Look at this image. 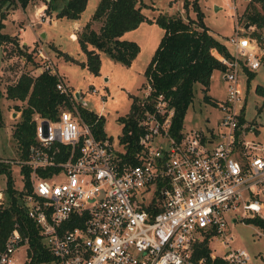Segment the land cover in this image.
<instances>
[{"label":"built area","instance_id":"2783aa9c","mask_svg":"<svg viewBox=\"0 0 264 264\" xmlns=\"http://www.w3.org/2000/svg\"><path fill=\"white\" fill-rule=\"evenodd\" d=\"M237 22L235 16V30L225 40L230 56L211 50L224 66L225 95L216 101V123L205 130L182 127L173 137L168 99L158 94L151 109L144 108L151 91L146 82L138 98L144 109L137 118L138 147L129 156L120 142L118 149L107 137H95L77 107L83 106L81 93L68 89L41 47L32 48L40 71L58 76L55 88L72 109L60 108L53 119L35 113L25 158L0 161L16 164L21 181V166L28 169L30 189L22 181L17 191L52 264H204L192 258V244L204 233L227 240L228 220L264 221V143L251 137L255 126L244 120L247 75L261 66L264 42ZM21 248L18 259L14 253ZM209 255L228 264L255 260L244 248ZM29 260L28 238L14 224L0 264Z\"/></svg>","mask_w":264,"mask_h":264},{"label":"trees","instance_id":"16d2710c","mask_svg":"<svg viewBox=\"0 0 264 264\" xmlns=\"http://www.w3.org/2000/svg\"><path fill=\"white\" fill-rule=\"evenodd\" d=\"M30 0H0L1 7L18 6L24 8ZM52 0L45 4V12H51ZM87 0H66L54 16L75 21L80 18L81 12L86 6ZM141 0H99L88 20L76 32V41L79 49L84 53V61H78L65 52L56 50L66 61L79 64L85 67L94 75L100 71L99 52L106 54L112 61L128 67L139 52L135 41L123 39L125 31L135 29L143 21L155 23L163 33L153 49L148 62L144 66L143 77L151 86L148 101H145L144 108L151 109V99L162 94L168 99V104L173 107V115L170 119L169 131L173 137L178 138L183 125V117L193 97V84L201 85V98L205 103L216 106L207 93L209 81L214 70H223L224 66L211 53L216 52L230 56V50L222 39H218L211 33L203 21L204 13L201 11L197 0L182 1L184 10L190 8L194 13L193 17L187 14L183 18L180 14L159 13L152 20L141 12L146 7ZM149 7V6H148ZM151 7V6H150ZM152 8V7H151ZM244 23L249 29H253L252 35L264 42V0H249L242 9ZM4 15L0 13V18ZM100 23L97 30L92 28L95 22ZM2 24L0 23V26ZM7 41L18 46V40L12 35L0 33V42ZM20 46V45H19ZM24 46V45H22ZM23 60L33 64L32 50L24 51ZM264 64V55L261 59ZM31 70L21 72L15 81L7 84L4 88V97L11 101H23L24 105L18 107L14 104L16 112L20 111L12 131V137L18 146V157L25 158L29 145L33 142L34 122L32 116L38 113L44 118L53 119L60 108L72 109L67 97L55 88L58 80L56 74H49L40 71L34 76ZM254 73H248L246 84L252 79ZM60 76V75H59ZM255 90L259 95L264 96V86L256 85ZM2 90H0V96ZM130 107L127 114L118 116L117 121L122 124L118 142L124 145L125 155L129 156L137 149V137L141 132L137 123L138 114L142 113L143 107L138 105V98L130 95ZM83 120L92 127L96 138L104 139V118L92 110L77 105ZM1 122V109H0ZM133 162L132 159H130ZM5 173L4 198L5 202L0 206V250L6 240V236L17 224L19 232L28 238L30 260L28 264H40L51 262L53 257L42 246L41 238L38 236V229L31 218H28L20 198L21 191L15 188V181L11 176L10 165L0 161V174ZM23 186L29 191L30 185L28 169L21 166ZM264 232V221L259 217L244 219ZM211 233H204L200 241L192 244V258L204 259V264H228L220 258L210 259L211 249L208 241Z\"/></svg>","mask_w":264,"mask_h":264},{"label":"rangeland","instance_id":"374dc122","mask_svg":"<svg viewBox=\"0 0 264 264\" xmlns=\"http://www.w3.org/2000/svg\"><path fill=\"white\" fill-rule=\"evenodd\" d=\"M48 0H30L24 7L18 6L1 7L0 13L4 18L0 26V33L12 35L17 38L18 46L7 41L0 42V158L7 160L18 159V146L12 137V131L19 119L20 111L16 112L11 100L4 97L5 86L15 81L17 76L24 71H32L34 76L40 72V59L34 55L33 47H41L47 53L55 70L63 79L68 89L78 90L81 93L83 106L89 111L102 115L104 118V131L106 137L110 139L114 148L119 149L117 142L121 133L122 124L117 121L118 116L127 114L131 96L135 95L141 99L145 93L146 80L143 77L144 66L153 53L163 31L155 23L144 21L137 28L125 31L123 39H129L138 45V54L132 60L128 67H124L117 62L112 61L106 54L99 52L101 60L100 71L98 75L92 74L74 62L66 61L61 54L56 52L57 48L62 52L71 55L75 59L83 60L85 55L79 49L75 40L76 36L71 34V20L59 18L55 21L54 14L61 8L66 0H52L51 12L38 10L37 7L42 3L46 4ZM99 0H87L84 10L81 12V20L90 18L97 2ZM146 7H142L147 18L152 20L161 12L169 14H180L186 18L188 9L182 8L183 0H141ZM192 0H188L191 2ZM236 4L233 10L232 5ZM197 3L204 13L203 21L212 34L218 39L226 40L234 32L235 16L238 20V26L244 22L242 9L246 0H197ZM149 6V7H148ZM152 8H151V7ZM217 6V9L214 8ZM1 22V18H0ZM100 26L99 21L93 24L95 30ZM246 29V28H245ZM247 30V29H246ZM39 32L46 35L40 36ZM70 33V34H69ZM16 34V35H15ZM18 35V36H17ZM73 38V39H71ZM21 43H25L28 46ZM24 51L32 49L33 64L29 61H22ZM254 71L252 79L249 81L250 89L247 95V105L245 110V122L253 123L255 129L252 132V138L264 143V96L259 95L254 89L256 85L264 86V64ZM222 70H214L210 77L209 90L207 93L213 100L222 98L225 95V84L222 79ZM193 97L183 117V128L192 130H205L210 128L219 119V111L216 106L205 103L201 98V85L193 84ZM92 88L95 91H92ZM254 89V90H253ZM17 102L18 107L24 105L23 101ZM19 112V113H18ZM14 113V115H13ZM249 137V135L247 136ZM10 172L15 181V188L18 190L22 185L18 168L16 164H10ZM5 187V173L0 174V189ZM5 200V199H4ZM6 201V200H5ZM264 214V209L261 210ZM226 238L224 240L218 237H210L208 247L214 255H222L229 248H244L251 258H254L253 264H264V232L243 219L235 222L227 221ZM228 244H225L224 242ZM22 248L14 253L15 257L21 259ZM40 264H52L51 262H41Z\"/></svg>","mask_w":264,"mask_h":264},{"label":"crops","instance_id":"0c3cea01","mask_svg":"<svg viewBox=\"0 0 264 264\" xmlns=\"http://www.w3.org/2000/svg\"><path fill=\"white\" fill-rule=\"evenodd\" d=\"M45 8V4L44 3H42L40 6H38L36 9H37V11L38 10H40L41 9V11H43V9ZM214 8H216L217 9V7L215 6ZM188 12H189V16L190 17H193L194 16V13L193 12H191V10L189 9L188 10ZM81 17V16H80ZM58 21V18H55V21H53V22H57ZM87 20H81V18H79V19H77V20H75V21H71V30L72 31H70V33L71 34H75L76 35V32L77 31H79L80 30V28L83 26V24L86 22ZM144 22V21H143ZM143 22L142 23H140L139 25H141V24H143ZM1 24H3L4 25V23L2 22V19H1V22H0ZM138 25V26H139ZM92 28L93 29H95L94 27H93V24H92ZM137 28V27H136ZM40 33V36L42 37V36H44L45 38L44 39H46V40H49V39H47L46 38V35L43 33V32H39ZM69 33V34H70ZM16 35V34H15ZM18 36V35H17ZM71 39H73V38H71ZM76 40V39H75ZM20 44H23V45H26V46H28L27 44H25V43H21V41H20ZM58 49V48H57ZM58 50H60V49H58ZM61 51V50H60ZM62 52V51H61ZM101 53V52H100ZM79 61H84V59L83 60H79ZM100 65H101V60H100ZM210 82V81H209ZM209 87H210V85H209ZM218 99H220V98H218ZM218 99L216 100V101H218ZM11 103H13V104H16L15 102H12V101H10ZM19 113V112H18ZM262 142V141H261Z\"/></svg>","mask_w":264,"mask_h":264},{"label":"water","instance_id":"95a60500","mask_svg":"<svg viewBox=\"0 0 264 264\" xmlns=\"http://www.w3.org/2000/svg\"><path fill=\"white\" fill-rule=\"evenodd\" d=\"M217 7V6H216ZM247 27V23L244 25V28H246ZM13 115H14V113H13Z\"/></svg>","mask_w":264,"mask_h":264}]
</instances>
